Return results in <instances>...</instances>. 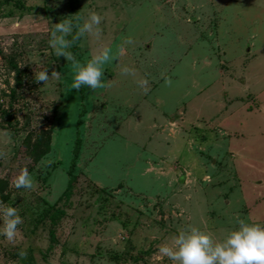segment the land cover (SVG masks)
I'll return each instance as SVG.
<instances>
[{
    "label": "rangeland",
    "instance_id": "374dc122",
    "mask_svg": "<svg viewBox=\"0 0 264 264\" xmlns=\"http://www.w3.org/2000/svg\"><path fill=\"white\" fill-rule=\"evenodd\" d=\"M74 3L0 0V205L21 217L0 264H172L158 247L187 226L219 239L239 219L264 225V0ZM89 11L99 39L67 51L79 65L104 47L111 58L104 87L76 90L48 32ZM21 168L31 189L13 187Z\"/></svg>",
    "mask_w": 264,
    "mask_h": 264
},
{
    "label": "clouds",
    "instance_id": "9594fccd",
    "mask_svg": "<svg viewBox=\"0 0 264 264\" xmlns=\"http://www.w3.org/2000/svg\"><path fill=\"white\" fill-rule=\"evenodd\" d=\"M101 16L89 11L86 18L76 17L72 20L63 19L52 23L48 32V45L56 57L62 56L72 63L76 70L72 76L71 89L79 90L82 86L90 90L104 87L102 81L103 66L110 61V49L101 48L91 56L86 63L79 65L71 52L67 51L71 43L82 37L99 39ZM72 34L71 41L67 37ZM132 43L131 38L123 42ZM124 52L123 46L118 53ZM47 68L34 73L33 81L44 84L50 75ZM122 77L134 76L135 70L128 65L119 66ZM136 87L146 93L149 83L143 77L135 80ZM33 179L27 168H21L13 180V187L17 189H31ZM21 217L13 206L0 205V237L7 241H14L18 234ZM158 258H167L172 264H264V225L251 223L244 219L236 221V226L228 230L221 238L201 231L195 226H187L179 230L169 242L158 247ZM23 258L25 253L18 252Z\"/></svg>",
    "mask_w": 264,
    "mask_h": 264
},
{
    "label": "trees",
    "instance_id": "16d2710c",
    "mask_svg": "<svg viewBox=\"0 0 264 264\" xmlns=\"http://www.w3.org/2000/svg\"><path fill=\"white\" fill-rule=\"evenodd\" d=\"M70 1H71L70 6L73 9V6L75 5V3H74L75 0H70ZM77 142H78V140H77ZM77 144L78 143H76V148L73 151L75 156L77 154V149H78ZM73 185H74V176L72 175L71 178L69 179L67 186H66V189L62 195V197L65 201H67L68 198L70 197ZM2 188H3V181L0 180V193L2 192ZM64 214H65V211H64L63 207H60V208L53 209L50 212V214L47 216L48 220H49V225H50V227H49V240L51 241V243H53L55 241V226Z\"/></svg>",
    "mask_w": 264,
    "mask_h": 264
}]
</instances>
